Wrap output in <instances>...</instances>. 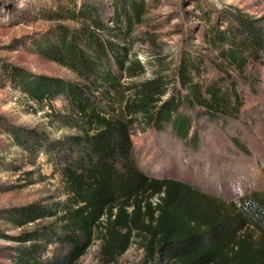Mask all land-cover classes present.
I'll return each mask as SVG.
<instances>
[{
    "label": "trees",
    "instance_id": "trees-1",
    "mask_svg": "<svg viewBox=\"0 0 264 264\" xmlns=\"http://www.w3.org/2000/svg\"><path fill=\"white\" fill-rule=\"evenodd\" d=\"M115 6L111 24L90 0L80 7L74 3V9L59 5L45 13L50 20H82L78 27L59 23L33 42L39 55L68 67L82 82L11 75L35 101L62 95L81 130L64 140L42 137L32 146L23 131H12L21 146L60 156L67 193L55 209L38 205L19 209L18 224L62 215L58 228L23 236L22 241L33 244L19 249L14 263L78 264L100 229L102 252L111 259L128 249L132 231L137 230V236L148 241L150 253L156 251L172 264H264V195L253 192L225 203L190 183L149 176L135 157V124L157 133L169 130L196 152L201 138L191 110L222 127L237 122L239 95L226 87L227 77L233 76L205 84L196 81L203 59L191 54L175 78L181 88H171L173 81L165 74L138 79L145 66L132 52V33L142 22L145 2L116 0ZM212 34L222 57L244 83L251 84L249 67L264 64V26ZM47 236L68 249L44 257L39 242Z\"/></svg>",
    "mask_w": 264,
    "mask_h": 264
},
{
    "label": "rangeland",
    "instance_id": "rangeland-1",
    "mask_svg": "<svg viewBox=\"0 0 264 264\" xmlns=\"http://www.w3.org/2000/svg\"><path fill=\"white\" fill-rule=\"evenodd\" d=\"M84 1L0 0V264H15L19 249L33 244L22 241L26 234L35 230L45 233L61 224V212L18 224L19 209L30 205L55 209L56 203L67 199L60 156L21 146L12 131H23L30 146L42 137L52 142L81 133L62 95L52 101H35L11 75L36 74L82 82L68 67L39 55L33 42L59 23L80 26V19L50 20L45 13L59 5L74 9V3L80 7ZM90 1L99 5L111 24L116 0ZM143 1L142 22L132 33V52L145 66L138 79L165 74L173 81L171 88H181L175 79L180 65L186 56L198 55L203 62L196 81L205 84L224 75L233 76L227 77L226 87L239 95L242 108L238 121L227 127L198 118L191 110L201 138L196 152L169 130L157 133L135 124L132 138L139 167L151 177L190 183L225 203L238 202L253 192L264 195V64L249 67L252 81L246 84L212 39L215 30L264 26V0ZM169 96L170 92L164 99ZM137 233L133 230L128 249L111 259L103 254L101 230L96 229L78 264H172L156 251L150 253L148 241ZM39 243L44 257L68 249L49 236Z\"/></svg>",
    "mask_w": 264,
    "mask_h": 264
}]
</instances>
